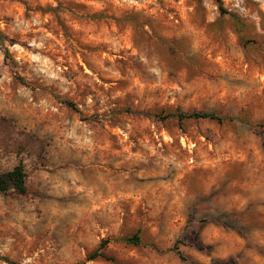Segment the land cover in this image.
Wrapping results in <instances>:
<instances>
[{
    "label": "rangeland",
    "instance_id": "1",
    "mask_svg": "<svg viewBox=\"0 0 264 264\" xmlns=\"http://www.w3.org/2000/svg\"><path fill=\"white\" fill-rule=\"evenodd\" d=\"M18 166L0 264H264V0H0Z\"/></svg>",
    "mask_w": 264,
    "mask_h": 264
},
{
    "label": "trees",
    "instance_id": "2",
    "mask_svg": "<svg viewBox=\"0 0 264 264\" xmlns=\"http://www.w3.org/2000/svg\"><path fill=\"white\" fill-rule=\"evenodd\" d=\"M219 2V1H218ZM221 12H223L221 10ZM66 105L70 108H74V105L71 102H66ZM145 117H148L149 115L146 113L142 114ZM168 118L175 117L179 120H187V119H195V120H213L217 121L218 123H222L224 121L232 122L235 119L234 118H222L216 114L213 113H206V112H192V113H179L177 115H168ZM263 127V126H260ZM25 175L23 173V170L20 166L15 167L11 171L4 173L0 175V192H7L9 190H15L21 194H25L26 187H25V181H24ZM130 243H137L138 238L137 235H134L131 239L127 240ZM91 260L96 258H103L107 261H110L108 257L101 253H94L91 255ZM184 260V259H183Z\"/></svg>",
    "mask_w": 264,
    "mask_h": 264
}]
</instances>
